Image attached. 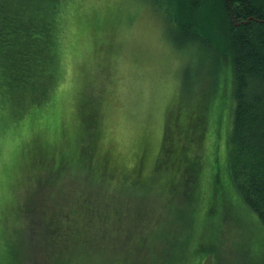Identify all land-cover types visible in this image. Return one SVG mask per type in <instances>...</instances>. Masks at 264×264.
<instances>
[{
  "label": "rangeland",
  "instance_id": "rangeland-1",
  "mask_svg": "<svg viewBox=\"0 0 264 264\" xmlns=\"http://www.w3.org/2000/svg\"><path fill=\"white\" fill-rule=\"evenodd\" d=\"M53 1L64 14L57 94L35 111L24 109L27 115L15 118L7 136L5 162L8 160L10 164L14 157L27 154L26 142L31 137L59 153L71 151L90 130L87 127L96 123L91 131L96 129L97 149L106 158L105 164L112 173L107 185L111 187L123 180L139 184V192L147 187V200L164 217H173L177 206L194 203L193 195L199 197L201 193L202 177L203 183L210 184L208 203L215 194L219 198L227 195L226 192L232 190L227 150L235 102L230 54L218 36V29L204 22V26L196 28L198 32L179 33L166 12L165 0L160 6L154 4L160 0H110L107 4H91L86 0ZM198 108L201 116L208 120L199 121L198 117L190 115ZM187 122L189 131L184 136L182 126ZM202 123L205 131L196 139L197 150H201L205 158L198 172L191 166L190 158L179 150L185 147L184 140L190 144L187 149L192 147L194 129ZM175 159L180 163L178 170L173 166ZM6 168L4 166L0 183V205L10 201L14 193L9 185L12 173L7 174ZM43 176L38 178V183L28 174L24 175L25 182L17 190L22 205V218L18 220L24 236L38 242L41 239L28 253H21L23 264H52V245H46L52 244V213H60L61 208L65 211L64 217L70 219L77 211L74 197L68 194L74 179L70 181V175H66L53 187L52 180ZM77 181L86 195L91 194L92 209L106 195L113 198L120 188L118 186L110 195V190L102 192L99 186L85 185L81 175H77ZM168 181H174L169 184L171 192L177 193L176 197L166 194L162 184ZM128 191L129 188L123 189L118 196L123 207L132 201L139 206L142 196ZM233 207L225 215V230H230V235L243 230L241 222L234 220L250 216L243 208ZM212 210L219 215L222 207L213 204ZM133 217H138L137 212ZM250 218L252 228L257 229L254 218ZM27 225L33 226L32 232ZM150 225L146 230L152 240L158 233L157 221H151ZM25 229L34 234V238L31 234L27 236ZM45 234L48 238L42 236ZM22 240H25L23 236ZM107 243L111 241L100 236L97 243L93 242L94 248L89 249L92 254L85 256L87 251L80 249L72 261L71 254L65 252L60 264H87L81 260L84 256L93 264H146L147 256L152 259L149 253L137 251L136 246L130 248L127 240L124 244L115 238L117 246ZM103 248L109 256L107 259L100 255ZM134 248L136 252L132 251Z\"/></svg>",
  "mask_w": 264,
  "mask_h": 264
},
{
  "label": "trees",
  "instance_id": "trees-1",
  "mask_svg": "<svg viewBox=\"0 0 264 264\" xmlns=\"http://www.w3.org/2000/svg\"><path fill=\"white\" fill-rule=\"evenodd\" d=\"M159 2L154 4L162 5V0ZM165 3L166 12L179 33L198 32L196 28L199 25L202 27L204 22H210L218 29V36L230 54L235 103L228 136L227 165L232 190L223 198L213 195L211 203H208L210 184L203 183L202 177L201 193L199 197L193 195L194 203L175 207L173 217L166 214V218L147 200V187L139 192V184L123 180L111 187L107 185L112 173L105 164L106 158L97 149L96 129L91 131V128H96V123L87 127L90 130L81 136L77 147L64 153L43 146L39 139L31 137L26 142L27 154L14 157L10 164L8 160L4 162L6 173H12L9 185L15 195L12 193L13 198L0 205V264H23L21 253L26 254L41 242V239L38 242V239L25 237L18 220L22 218V205L19 204L17 190L25 182L23 176L26 174L38 183V178L46 175L52 180L53 187L60 184L66 175H70V181L74 179L68 194L77 203L76 215L67 219L61 208L60 213H52V244H46L52 245V264H60L65 259L62 256L65 252L68 253L66 255L71 254L72 261L80 249L87 251L85 256L92 254L89 249L94 248L93 242L97 243L100 236L111 241L107 243L111 246L116 245L114 241L117 238L124 244L127 240L130 248L136 246L137 251L149 253L152 259L147 256L146 264H264L258 229L252 228L253 220L250 218L259 224L264 213V0H165ZM63 19L61 8L53 0H0V95L5 99L6 111H11L15 118H22L24 109L35 111L57 94ZM196 110L190 115L198 117L199 121L207 119L201 116L199 108ZM203 129L204 123L198 124L193 132L192 147L187 149L190 144L184 140L182 144L185 147L179 150L190 158L191 166L198 172L205 155L197 150L196 138H201ZM188 131L189 122L183 124L181 134L187 136ZM178 141L180 144L182 138ZM173 166L179 169L177 159ZM77 175L82 176L85 185L99 186L102 192L110 190V195L118 186L120 188L113 198L106 195L92 209V196L86 195L84 188L79 187ZM173 182H164L162 186L168 196L176 197L177 193L170 190L172 186L169 183ZM195 184L196 181L194 187ZM126 188L130 189L128 193L142 196L139 206L132 201L123 207L118 196ZM213 204L222 207L221 214L215 215ZM232 206L243 208L250 215L249 218L238 217L239 220L231 218L240 221L243 228L236 235L225 230V215L233 210ZM136 212L138 217L134 218ZM153 220L157 221L158 233L151 240L146 228L152 226ZM27 226L32 232L33 226ZM30 231L25 229L27 236ZM31 235L34 238V234ZM42 236L48 238L47 234ZM149 247L151 251H148ZM105 249L100 250V255L107 259L109 256ZM85 256L81 260L90 263L89 257Z\"/></svg>",
  "mask_w": 264,
  "mask_h": 264
},
{
  "label": "snow or ice",
  "instance_id": "snow-or-ice-1",
  "mask_svg": "<svg viewBox=\"0 0 264 264\" xmlns=\"http://www.w3.org/2000/svg\"><path fill=\"white\" fill-rule=\"evenodd\" d=\"M91 4H107L110 0H86ZM111 2H117V0H111ZM15 121V116L11 111L5 109V99L0 95V183H2V177L4 172V162L7 155L9 142L7 139L9 129ZM258 229V241L260 250L264 251V213L261 214V222L256 224Z\"/></svg>",
  "mask_w": 264,
  "mask_h": 264
},
{
  "label": "flooded vegetation",
  "instance_id": "flooded-vegetation-1",
  "mask_svg": "<svg viewBox=\"0 0 264 264\" xmlns=\"http://www.w3.org/2000/svg\"><path fill=\"white\" fill-rule=\"evenodd\" d=\"M239 22H237V24H238Z\"/></svg>",
  "mask_w": 264,
  "mask_h": 264
}]
</instances>
